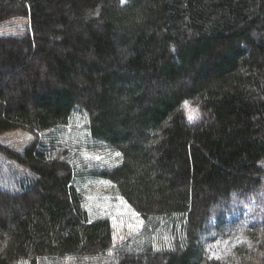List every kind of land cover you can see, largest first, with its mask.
<instances>
[{"label":"trees","instance_id":"16d2710c","mask_svg":"<svg viewBox=\"0 0 264 264\" xmlns=\"http://www.w3.org/2000/svg\"><path fill=\"white\" fill-rule=\"evenodd\" d=\"M18 19L0 35V264H264V207L229 253L206 247L264 193V0H0ZM88 179L136 233L91 218Z\"/></svg>","mask_w":264,"mask_h":264},{"label":"rangeland","instance_id":"374dc122","mask_svg":"<svg viewBox=\"0 0 264 264\" xmlns=\"http://www.w3.org/2000/svg\"><path fill=\"white\" fill-rule=\"evenodd\" d=\"M27 22L25 19H18L0 24V35H20L26 28ZM184 112L187 120L194 125L203 123L207 119L206 113L195 101H186ZM85 155L96 161L104 162L106 158L112 163L116 161L111 156L98 151H87ZM80 189L85 197V206L89 210L91 218L108 217L113 225L115 239L126 240L127 237L137 232L140 227V219H137L136 213L130 206L116 195L112 185L103 180L88 179L80 184ZM262 207H264V193L255 198L234 202V207L226 215L228 232L231 233L223 237L211 238V241L206 244L210 255L213 257L224 256L239 244L242 239L240 225L251 221L253 212Z\"/></svg>","mask_w":264,"mask_h":264}]
</instances>
